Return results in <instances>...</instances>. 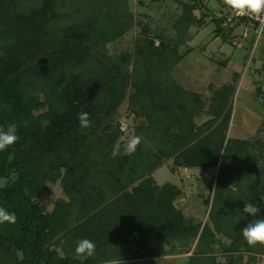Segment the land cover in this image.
<instances>
[{
    "label": "trees",
    "instance_id": "obj_1",
    "mask_svg": "<svg viewBox=\"0 0 264 264\" xmlns=\"http://www.w3.org/2000/svg\"><path fill=\"white\" fill-rule=\"evenodd\" d=\"M197 6L186 1L172 27L140 34L134 52L114 55L99 48L130 25L112 0H0V128L14 123L18 135L0 151V176L17 174L0 185V207L17 217L0 224V264H81L75 248L85 238L96 247L83 264H106L120 256L121 236L135 231L139 239L170 243L200 234L190 264H258L264 245L249 247L241 230L264 218V155L254 164L222 160L234 85L223 88V98L214 96L216 117L198 125L201 94L172 74L193 50L180 46L192 24H202ZM128 100L146 124L138 121L135 152L123 155V147L114 157L129 135L114 115ZM81 112L89 114L90 127L80 128ZM171 159L173 170L219 167L205 198L210 221L185 214L176 202L179 184L157 182L154 171ZM55 172L67 198L47 211L36 196ZM246 202L260 208L257 217L243 212ZM217 243L225 260L216 255Z\"/></svg>",
    "mask_w": 264,
    "mask_h": 264
},
{
    "label": "rangeland",
    "instance_id": "obj_2",
    "mask_svg": "<svg viewBox=\"0 0 264 264\" xmlns=\"http://www.w3.org/2000/svg\"><path fill=\"white\" fill-rule=\"evenodd\" d=\"M124 11L129 22L128 32L116 41L105 44L100 51L121 55L134 52L137 37L155 36L158 31L172 27L173 21L183 15L185 2L197 3L194 14L202 19V24L195 22L187 30L180 51L193 49L173 70L175 79L187 89L201 94L202 110H195L194 119L198 125L205 124L216 115L213 113L214 96L223 98V88L234 85L231 103L234 112L228 128L223 162L241 161L254 164L262 159L264 151V42L254 45L255 37L251 23L242 21L238 24L222 23L218 29V19L229 10L224 0H112ZM160 42V38H158ZM128 100L114 115L115 122L128 124V136H122L114 150L120 154L125 142L137 132L138 121ZM181 110V109H180ZM129 127H131L130 132ZM113 153V152H112ZM117 154V155H118ZM110 155L107 153V156ZM264 161V159H262ZM171 159L154 171V177L161 185L166 182L177 183L183 192L176 197V202L184 209L186 215H194L203 222L210 221V207L205 201L212 190L211 181L216 179L219 167H185L172 169ZM56 178L47 182L36 199L47 211L54 210L60 199L67 198L61 184V175L55 172ZM17 174L0 176V185L12 183ZM234 186V185H233ZM141 233L121 236L123 242L118 245L120 256L106 264H190V255L199 247V235L185 242L176 240L167 242L161 238L150 237L139 239ZM136 237V238H135ZM226 237V236H225ZM225 242H231L224 238ZM218 244V243H217ZM109 251H116L109 247ZM224 248L218 244L216 255L225 260ZM258 264H264V255L258 256Z\"/></svg>",
    "mask_w": 264,
    "mask_h": 264
},
{
    "label": "clouds",
    "instance_id": "obj_3",
    "mask_svg": "<svg viewBox=\"0 0 264 264\" xmlns=\"http://www.w3.org/2000/svg\"><path fill=\"white\" fill-rule=\"evenodd\" d=\"M224 3L237 15L248 14L259 19L261 13L264 12V0H224ZM260 30H264V20L260 21ZM78 120L81 129L88 128L91 125L87 112L79 113ZM48 123V121H45V126ZM121 130H124L123 124ZM17 140V126L14 123L9 124L6 129L0 128V151L7 150V148L14 145ZM140 143L141 138L139 136L129 138L124 144L123 155L135 152ZM117 154L118 152L116 150L112 153L114 157ZM261 199H264V197H261ZM243 212L252 217H257L260 213V208L256 204L246 202ZM16 220L17 217L14 212L9 213L5 208L0 207V224H14ZM241 233L249 247H256L258 244L264 245V218L253 219L243 227ZM95 247V244L89 239L85 238L79 240L75 248V258L80 260L81 264H83L84 261L94 255ZM16 255L20 260L24 259L23 250H17Z\"/></svg>",
    "mask_w": 264,
    "mask_h": 264
},
{
    "label": "built area",
    "instance_id": "obj_4",
    "mask_svg": "<svg viewBox=\"0 0 264 264\" xmlns=\"http://www.w3.org/2000/svg\"><path fill=\"white\" fill-rule=\"evenodd\" d=\"M226 19L223 22L224 25L226 24H234L238 21H245L248 24L251 23V31L255 37L254 45L257 46L259 43L264 42V30H260V21L264 20V12L261 13L260 18L257 19L248 14L244 15H237L231 9L227 11ZM124 129H127L128 124L126 122H122Z\"/></svg>",
    "mask_w": 264,
    "mask_h": 264
},
{
    "label": "water",
    "instance_id": "obj_5",
    "mask_svg": "<svg viewBox=\"0 0 264 264\" xmlns=\"http://www.w3.org/2000/svg\"><path fill=\"white\" fill-rule=\"evenodd\" d=\"M209 121V120H208Z\"/></svg>",
    "mask_w": 264,
    "mask_h": 264
}]
</instances>
